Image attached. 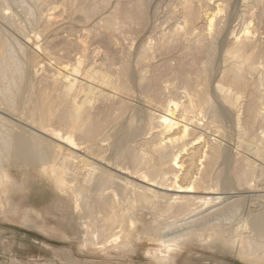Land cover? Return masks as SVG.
Returning a JSON list of instances; mask_svg holds the SVG:
<instances>
[{
	"label": "bare ground",
	"instance_id": "obj_1",
	"mask_svg": "<svg viewBox=\"0 0 264 264\" xmlns=\"http://www.w3.org/2000/svg\"><path fill=\"white\" fill-rule=\"evenodd\" d=\"M76 1H78L77 4H79L84 0ZM76 1H73V3ZM135 1L142 5L144 2V0ZM200 1L205 4V7L206 5L208 7L205 10L199 11V13L197 12L198 17L196 16L197 13H195V9L192 7L193 5H189V3L185 1V10H183V14L185 15L184 25L187 26L188 30H192L193 27L191 22H193L194 18L195 20L198 18L208 26L211 33L212 27H214V23H216L215 19L217 18V9L219 7L217 5L213 6L212 0ZM5 2V0H0V5ZM118 6V4L115 6L116 8H114V11L112 10L111 17L105 21L107 30H114V27L119 23L118 20L115 26L116 18L119 17L118 14L122 8ZM138 6L136 7L139 8ZM93 7L94 8L91 10L95 9V7L97 8V6ZM54 14L55 13L50 12L40 13V20L47 26H51L56 23ZM1 15L5 20L11 21L10 17L6 16L5 13L2 12V14L0 13V16ZM134 15L139 16L140 13H135ZM132 17L131 15L129 18L132 19ZM89 20H91V18ZM207 33L205 32V34ZM174 34H177V32ZM201 34H203V32ZM170 37H173V35ZM170 37H168V40H170ZM233 38L235 39V41H233L234 55L239 60L229 72L232 73L230 78L231 83L235 84V87L238 85L239 88V86H244V77L246 79V76L243 77L242 74L243 65L246 64L249 70L255 71L257 63L255 65L256 58L254 54L247 53V46L249 43L240 41L241 39L239 36H234ZM114 40L112 41L114 42ZM111 44L115 46V43L111 42ZM20 45L19 42L16 44V46ZM148 46L144 44L139 48L137 65L139 64V66H141L140 64L146 65L149 63V57L151 55H149L148 50H150L149 48L151 46L149 48ZM22 47L21 45L20 48L23 49ZM39 47H41V44ZM79 47L83 48L85 51L88 46L80 44ZM209 49L211 48L209 47ZM10 53V42L6 37L0 35V102L2 103L5 100V106H8L10 109L18 106L32 119V128H35L38 132L24 130H19L20 132H15L14 130V132H12L13 130H10L8 134L3 133L4 136H0V215H5V208L11 204L13 208L19 205V208L16 207V210H12L11 212L14 217H19L20 214L23 216L22 213L24 212L22 201L25 199V194H19L21 188H19L15 179L13 180L10 171L3 164L4 160L11 158L16 167L28 170L33 169L32 172L37 171L40 177H44V179L51 183L54 187L53 189H55L61 197H64L68 204L72 205V201L76 204L77 201L75 209L82 215L81 226L83 230L81 231L84 232L85 243H90V241L99 238L104 242L113 243L114 245L120 242L124 245H129L128 240L130 238L145 236L154 237L158 238L157 240L163 243L165 247L164 250H155L154 257L158 261H165L168 258L165 253H169L170 250L172 251L174 248L171 249L170 244L166 245L168 241H164L165 235L163 230L167 232L168 230L175 229L178 223H187L190 222V219L193 221L201 220V227L207 224L210 225L214 222L211 221L214 216L215 218H217V216L219 217V215L224 217L229 216L239 209L238 207L243 198V189H245V191H251V186L242 187V192L238 190L241 185H246L250 177L253 178L252 175L256 169L253 167L252 162L246 163V167H243L241 171L237 170L236 176H231L235 178L233 182H236V185H240L238 189H236L237 191L231 189L230 185H228V188H226V184H224L226 186L225 188L221 187L223 185L222 179L220 180L217 178L220 174H218V176L214 174L219 161L225 156V151L221 146L222 144L215 141V139H211L208 135L209 132H206V130L211 129L222 136L227 135L228 131H226V126L222 119V115L224 114H222L223 110L221 111L217 107L218 104H216L211 97V92L208 90L209 88L207 89V87H209L207 85L209 73H203L202 83L205 84L197 88L198 91L196 90L197 93L195 94H197L198 97L196 99L194 98L195 100L192 97L188 98L187 96L189 95H187V100L184 102H181L182 100L178 102L177 99L174 98L170 100L166 99L165 102L162 99V92L164 91H162V89L164 88L158 87L157 89L155 88L156 86H154V88L148 85L144 86L143 84H147L144 83L146 76L144 77L141 71H137L140 68L137 67V70L134 68L137 66L134 63L133 64L136 66H132V63L121 64L122 69L118 72H116V69L114 72H109L108 70L106 72V69L105 71H98L92 68L93 66L87 69L83 68L85 70L82 71L80 64L83 57H86L85 51L75 63L61 62L59 66L54 69L52 74L45 73L38 78V74H40L39 71H46L45 68L49 64H47L45 60L47 57H43L44 53L36 54L35 52V54L31 55L29 58L27 57L29 66L32 68L29 76L27 75L26 64L23 61H12ZM24 55L27 56V54ZM49 70L52 69L49 68ZM3 78L8 79L12 83V88L2 87ZM39 80H41L40 84L44 80L41 87L37 84ZM49 87H51L52 91L56 92V94L51 93ZM137 94L142 98V101L141 99H137L135 101L138 102L139 100L140 103L134 105L131 103L130 99L132 95L135 97ZM226 95L227 94H225V96ZM252 100L254 101L256 98H252ZM227 101L230 103L231 108L236 104L232 99L230 100L228 98ZM149 103L153 104L154 107L153 105L150 106L151 104ZM253 105L254 104H252V106ZM253 107L252 109L250 108V110H248L249 106L247 107L246 117L243 120L245 123L243 127L244 130L247 124L249 126H246L247 129L245 132L247 134L250 132L252 133V129L255 131L253 125L256 124L257 120L259 123L260 118H257L262 113L258 105H254ZM260 108H262L261 105ZM224 110L227 111L226 109ZM125 115L126 117H123ZM138 115H141L139 117L144 119L147 124H141L142 119H139L140 124L136 123L135 121L137 120H135V118ZM122 117L128 120L125 121L124 119V121L121 120L124 123L118 121L116 124L115 121L118 119L120 120ZM54 121H57L59 124H52ZM259 124L262 125V122ZM5 126H0V128L2 127L4 131ZM248 130H250V132H248ZM250 134L247 135V137L249 136L248 139L252 138V134ZM0 135H2V132H0ZM249 140L248 142H250ZM84 145H86V152L81 154L78 151L81 150ZM221 162L224 163L222 160ZM179 171H182V178L178 174ZM222 189L231 191L221 192L223 195L225 194L224 198H221L220 195H196L197 193H202V195L218 193ZM203 204L211 205H206L207 207L210 206L208 209L204 205L207 210L201 211ZM64 210L66 211V209ZM138 210H145L146 212L148 211L147 213L152 214V220L150 222L144 221V225L140 224L142 228L137 226L138 221L140 223V220L143 218L142 215L138 213ZM260 212L259 214H250L252 216L248 218L255 233L258 232L259 236L256 235L258 238L255 240H253V238V241H251V239L250 241H245L247 239L244 237V241L242 239V241L240 240L242 243L240 244L241 253L251 259H257L260 256L259 253L264 251V208ZM162 215H170L174 220L166 222L167 218L164 219L165 217L163 218ZM24 218L27 219V215ZM214 223L215 225L217 224L216 226H220V224ZM191 224L192 223L186 224V226H191ZM182 227L184 228L185 226ZM206 229L209 230L210 228ZM193 230L192 228L187 233L191 234ZM200 230L204 229L200 228ZM212 231L216 233L220 232L219 228L214 225L212 226ZM175 242L177 243V241ZM232 243H234L232 238L227 239V242H225L224 245H219V248L221 247L222 250L224 249L226 251L230 250ZM164 251L165 253L163 254ZM156 252H159L160 255L157 256Z\"/></svg>",
	"mask_w": 264,
	"mask_h": 264
},
{
	"label": "rangeland",
	"instance_id": "obj_2",
	"mask_svg": "<svg viewBox=\"0 0 264 264\" xmlns=\"http://www.w3.org/2000/svg\"><path fill=\"white\" fill-rule=\"evenodd\" d=\"M5 1V3L0 5V13H5L6 16L10 17L11 21L5 20L2 15L0 16V35L6 37L11 44L10 55L12 61H23L26 64L28 76L32 68L29 66L27 60L31 55L35 54V52L36 54L44 53L43 57L46 56L47 58L45 57V60L47 64L49 63L45 68L46 71H39L40 74H38V78H40L41 75L45 73L52 74L54 69L58 67L61 62L75 63L85 51L86 57H83L84 60L82 59L80 64L82 71L93 66L92 68L98 71H105L106 69V72L107 70L109 72H114L116 69L117 71H115L118 72L122 69L121 64L132 63V66L137 65L139 48L144 44L147 46L149 45L148 48L151 46L148 53L152 57H149L148 64H140L141 66L138 64L134 68H140L136 70L141 71L144 77L146 76L144 83L147 84H143L144 86L148 85L153 88L156 86L155 88L157 89L158 87L164 88L162 89V91L164 90L162 92V99L164 101L174 98L177 99L178 102L181 100V102H184L187 100V97L196 99L198 97L197 94H195L198 91L197 88L205 84L202 83L203 73H209L207 82L209 87H207V89L209 88L208 90L211 92V97L215 103L218 104L217 107L221 111H224H222V114L224 113L222 119L226 126L225 129L228 131L227 135L222 136L211 129H207L208 131L206 130V132H209L208 135L211 139H215V141L222 144L221 146L225 151V156L221 158L224 163L220 160V165L218 164L214 172L217 176L218 174L220 175L218 177L216 175L214 176L220 180L222 179V184H226L227 186L221 184V187L228 188V185H230L231 189L236 190L240 185H236V182H233L235 178L231 176H236L237 170L241 171L249 162H252L256 170L252 175L253 178L250 177V179L252 178L251 181L249 179L246 185H241L238 190L242 192L241 189L245 186H251L250 192L243 189V198L238 207L239 209L229 216L224 217L219 215L217 218H215V216L212 218L211 221L220 224V226H216L217 224L215 225L214 222L211 223H214L213 225L219 228V234L212 231L213 225L211 224L201 227V220L193 221L190 219V222L187 223L180 222L184 224L181 225L178 223L177 228L168 230L167 232L163 230L165 235L164 241H168L166 245L170 244L171 249H174L172 251L170 250L169 253L163 252V254L165 253L168 256L167 260L158 261L154 257L155 250H164L165 247L163 243L157 240L158 238L154 237L145 236L130 238L128 240L129 245H124L122 242L114 245L113 243L104 242L99 238L90 241V243H85L84 232L81 231L83 230L81 226L82 215L75 209L77 201L76 204H74L73 201L71 202L72 205L68 204L66 199L61 197V195L53 189L54 187L51 183L44 179V177H40L37 171L32 172L33 169L18 168L13 164L11 158L6 159L7 161L4 160L3 164L10 171L13 180L15 179L16 184L21 188L19 194H25V199L22 201L24 209L22 213L23 216H21V214L19 217H14L12 215V210L15 211L16 207L19 208V205L13 208L12 204L5 208V215H0V264H264V251L259 253L260 258L251 259L241 253L240 245L242 244L240 242L241 239L243 241L245 239H247L245 241H250V239L253 241L258 238V232L255 233L248 218L255 213H261L260 211L264 208V71H262L264 70V0H212L213 6L217 5L219 8L217 9L218 15L215 19L216 23H214L211 33L208 26L198 18H196L197 21L194 18V23L191 22L193 27L192 30H188L187 26L184 25L185 15L183 14V10H185V1L188 2L189 5H193L192 7L195 9V13H199V11L205 10L208 7L207 5L205 7V4L201 3L200 0H144L143 5L135 0H108L109 2L107 0H84L79 4H77L78 1L76 0H73L76 1L74 3L72 0ZM117 4L119 8H123L120 9L121 11L119 14L121 15L118 14L119 17H117L118 19L116 18L115 23L116 26L119 20L118 25H120L114 27V30H107L105 21L111 17ZM52 6L53 8L55 7L54 9L56 10H54ZM93 6H97V8L95 7L97 10L93 9L95 10L94 12L91 10L94 8ZM44 12L57 13L56 15L54 14L56 20V23H54L55 25L47 26L40 20L39 14ZM135 13H140V15H134ZM198 13L196 15L197 17ZM130 14L134 18H129L131 16ZM90 18L91 20H89ZM173 29L176 30L177 34H174L176 32ZM202 32L203 34H201ZM205 32L208 33L205 34ZM171 34L173 37H170L172 36ZM167 36L170 37V40H168ZM234 36H239L241 39H239L240 41L249 43L247 46V53L254 54L256 58L255 65L257 63L255 71L249 70L247 65L243 63L245 65H243L242 74L243 77L246 76V79L244 77V86L241 87L244 88L240 86L238 88V85L235 87V84H232L230 79L232 73L229 71L239 60L234 55ZM110 38V41L115 43L116 47L114 44H111L109 41ZM112 40H114V42ZM18 42L23 46V49L20 48L21 45L16 46ZM40 44L41 47H39ZM80 44L88 46L85 51L83 48L79 47ZM110 44L113 47H111ZM209 47L212 50L209 49ZM24 54H27V56ZM49 68L52 70H49ZM260 80L263 81L261 82ZM40 81L41 80H39L38 83L36 81V83L41 87L44 80L41 84ZM197 84L200 85L198 86ZM1 85L2 87L12 88V83L6 78H3ZM49 91L56 94V92L52 91L51 87H49ZM225 94L227 95L225 96ZM131 97V103L134 105H138L140 99L142 101L139 94L135 97L132 95ZM228 98L236 102L233 108L230 107V103L227 101ZM252 98H256V100H254L255 103ZM137 99H139L138 102L135 101ZM252 104L258 105L259 110L262 112H260L261 114L257 118L261 119H259V123L262 122V125L259 124L257 120L256 124L253 125L255 131L252 129L251 133L250 130H248L253 138H249V140V136L247 137V135L250 133L247 134L245 132L247 129L246 126H249L247 124L244 130L243 127L245 123L243 120L246 117L247 107L249 106L248 110H250V108L252 109L254 106H252ZM5 105V100L2 103L0 102V108L3 107L0 109V123H2L0 126L6 125L4 131L2 127L0 128V132H2L0 136L3 137V133L8 134L10 130H13L12 132H14V130L15 132L19 130L38 132L35 128H32V119L18 106L10 109ZM152 105L153 104L150 106ZM260 105L262 108H260ZM126 115L123 117H126ZM139 116L141 115L135 118L138 122L134 120L138 124H140L139 119H142ZM123 117L115 121V123H118V121L122 123L124 119L125 121L128 120ZM145 123L146 121L142 119L141 124ZM52 124L59 123L54 121ZM248 140L250 142H248ZM84 146L78 151L79 153L83 154L86 152V145ZM178 174L182 178V171H179ZM223 191L229 192L231 190L222 189L218 193L203 195L202 193H197L196 195H220L221 198H224L225 194L223 195L221 193ZM204 205L206 206L207 204H203L201 211L210 208V206H207L211 204L206 206L207 209ZM147 212L145 210H138V213L143 217L140 223L138 221V227L142 228L141 225H144V221L150 222L152 220V214ZM26 215L29 220L24 218ZM168 216L162 215L163 218L165 217L164 219L167 218L166 222L174 220L172 216ZM190 223H192L191 226H186V224ZM182 226L185 227L183 228ZM192 228L194 232L191 231V234L187 233ZM200 228L204 230H200ZM206 228H210V231ZM230 238H232L234 242L230 250L226 251L224 249L222 250L221 247L219 248V245H224L227 239ZM175 241H177V243ZM156 255L159 256L160 253L156 252Z\"/></svg>",
	"mask_w": 264,
	"mask_h": 264
}]
</instances>
